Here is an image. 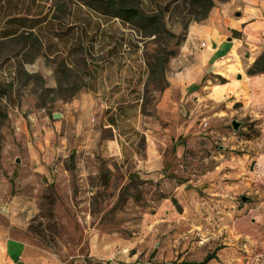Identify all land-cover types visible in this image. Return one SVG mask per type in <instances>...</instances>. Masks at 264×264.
Here are the masks:
<instances>
[{"label": "rangeland", "instance_id": "1", "mask_svg": "<svg viewBox=\"0 0 264 264\" xmlns=\"http://www.w3.org/2000/svg\"><path fill=\"white\" fill-rule=\"evenodd\" d=\"M187 11L180 2L165 16L170 34ZM149 32L138 42L157 84L163 50L176 53L181 41ZM33 55L24 42L0 43V241L25 239L60 264H264L260 83L202 100L191 117L178 107L165 123L170 139L154 129L147 138L152 116L107 129L103 107L64 106L44 92L50 81L39 62L28 64ZM207 78L212 88L224 81ZM144 110L153 114L151 101Z\"/></svg>", "mask_w": 264, "mask_h": 264}, {"label": "crops", "instance_id": "2", "mask_svg": "<svg viewBox=\"0 0 264 264\" xmlns=\"http://www.w3.org/2000/svg\"><path fill=\"white\" fill-rule=\"evenodd\" d=\"M15 1L16 17L27 20L24 30L30 35L26 48L34 49L28 64L39 62L50 81L49 86L44 84V92L56 93L64 106L103 107L107 129H117L118 123H142L143 116H152L143 122L145 136L150 138L154 129L157 138L170 139L175 129L165 123L174 122L178 107L180 113L187 110L191 117L202 100L240 97L254 83H260L264 91V74L246 75L264 48V0L214 1L204 21H188L182 30L173 32H181L182 39L161 82L155 80L157 84L141 56L138 40L142 34L100 12L110 8L106 2L112 0L92 5V0ZM179 1L137 0V8L148 14L163 10L162 23L167 29L165 16ZM1 41L15 42L17 38ZM42 71L33 74L45 83ZM208 76H221L224 81L212 88ZM178 90L182 93L179 101ZM148 101L152 102V115L147 110L143 113ZM120 135L127 138L128 132ZM0 264L60 262L25 239L7 237L0 241Z\"/></svg>", "mask_w": 264, "mask_h": 264}, {"label": "trees", "instance_id": "3", "mask_svg": "<svg viewBox=\"0 0 264 264\" xmlns=\"http://www.w3.org/2000/svg\"><path fill=\"white\" fill-rule=\"evenodd\" d=\"M97 1L98 0H92L89 4L92 5ZM214 1L227 0H180L179 2H181L183 7H188V11L186 13L189 17V21L201 22L207 18L210 10L214 6ZM109 3L111 4V7L100 10L101 13L126 22L131 28L143 35H145L143 33L145 31H150L148 35L153 36L165 33L169 37H173L181 41V36H174L165 29L162 23L163 10L158 11L156 14L144 13L137 8V0H112V2H106L107 5ZM21 9L23 10L22 3ZM164 11H166V9ZM16 14H18V12L15 0H0V43L3 42L1 40H8L11 37L17 38V41H15L16 43H25L29 40L30 34L24 30L26 28L27 20L24 17H16ZM234 35L237 34L234 33ZM161 51L162 50L157 51V57ZM163 52V54L166 53V56L161 59V63H159L160 66L167 63L168 60L175 54L172 52L168 53L164 50ZM161 70H163V68ZM261 74H264V48L255 58L251 66L246 70V75L250 77ZM3 97L4 92L0 89V99ZM207 259L208 258H206V260ZM204 262L200 264H204Z\"/></svg>", "mask_w": 264, "mask_h": 264}, {"label": "water", "instance_id": "4", "mask_svg": "<svg viewBox=\"0 0 264 264\" xmlns=\"http://www.w3.org/2000/svg\"><path fill=\"white\" fill-rule=\"evenodd\" d=\"M60 117H61L60 114H53V115H52V119H59ZM231 126H232V129H233V130H237V129H238V123L235 122V121H233V122L231 123ZM245 200H246V198H244V197L241 198V201L244 202Z\"/></svg>", "mask_w": 264, "mask_h": 264}, {"label": "built area", "instance_id": "5", "mask_svg": "<svg viewBox=\"0 0 264 264\" xmlns=\"http://www.w3.org/2000/svg\"><path fill=\"white\" fill-rule=\"evenodd\" d=\"M201 46H204L203 44H201ZM114 264H126V263H114Z\"/></svg>", "mask_w": 264, "mask_h": 264}, {"label": "clouds", "instance_id": "6", "mask_svg": "<svg viewBox=\"0 0 264 264\" xmlns=\"http://www.w3.org/2000/svg\"><path fill=\"white\" fill-rule=\"evenodd\" d=\"M26 67H28V66H26Z\"/></svg>", "mask_w": 264, "mask_h": 264}]
</instances>
